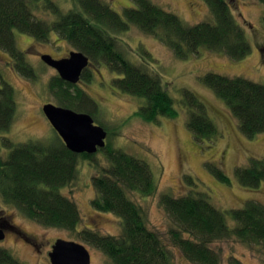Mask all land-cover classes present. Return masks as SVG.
Listing matches in <instances>:
<instances>
[{"label":"trees","instance_id":"obj_1","mask_svg":"<svg viewBox=\"0 0 264 264\" xmlns=\"http://www.w3.org/2000/svg\"><path fill=\"white\" fill-rule=\"evenodd\" d=\"M203 1L209 8L208 16L197 23H188L178 12L155 0H129L120 9L106 0H72L73 6L67 10L54 0H0V48L10 55L15 70L36 80L38 72L19 48L16 31L39 42L58 34L75 50L89 56L90 67L83 71L82 80H91L92 66L107 65L119 74L111 81L115 88L141 98L135 114L145 121L157 122L163 116H177L176 100L161 75L150 68L153 62L132 59L118 35L136 26L161 40L180 59L199 56L206 50L233 59L247 57L252 44L244 24L236 16L235 0ZM39 8L50 16L40 17L36 12ZM52 15L54 19H50ZM262 19L264 26V14ZM260 49L264 60V47ZM133 54L139 60L156 61L142 47ZM201 80L227 104L246 136L264 132V83L214 71L203 74ZM79 85L57 74L50 78L48 89L59 105L88 112L95 121H100L96 100ZM182 102L188 108L187 126L194 136L202 141L216 138L220 130L202 97L186 88ZM16 110L14 89L0 72V132L10 130ZM98 123L108 129L101 121ZM111 133L108 132L106 146L95 153L72 151L59 134L49 141L26 143L4 137L8 141L4 145L0 142L1 196L38 223L74 233L80 241L103 252L108 264H176L171 244L192 264H244L233 254L224 260L221 250L213 245L220 241H239L264 252L262 201L249 199L243 207L224 210L210 200L208 192L195 188L181 195L160 194L159 203L170 222L165 240L151 228L143 205L133 196L150 197L159 189L150 164L114 146L108 140L113 136ZM99 152L105 161L98 159ZM81 159L95 169L92 176L95 196L91 205L98 212H110L121 219L122 227L117 234L89 226L79 228L83 224L81 209L62 189L77 177ZM212 170L222 181L231 182L221 167L214 165ZM235 174L242 186L259 188L264 182V159L252 157L248 164L237 166ZM187 178L196 184L192 176ZM0 264L25 263L0 245Z\"/></svg>","mask_w":264,"mask_h":264},{"label":"rangeland","instance_id":"obj_2","mask_svg":"<svg viewBox=\"0 0 264 264\" xmlns=\"http://www.w3.org/2000/svg\"><path fill=\"white\" fill-rule=\"evenodd\" d=\"M54 1L63 6V9L66 8L65 10L73 6L72 0ZM106 1L115 9L127 6L129 2ZM155 1L175 10L188 23H197L209 13V8L203 0ZM234 8L252 44L251 53L241 59H233L224 53L209 50L199 56L180 59L165 43L136 26H131L118 35L132 59L142 63H149L148 60L153 62L149 64L152 66L150 68L161 75L168 92L176 100L178 114L175 117L163 116L157 122H148L137 116L135 111L142 102L141 98L115 88L111 81L119 74L112 72L107 65H98L97 68L92 66L91 80L79 82V86L96 100L99 119L108 128L105 129L113 134L108 140H112L114 146L121 147L150 164L158 180L159 189L150 197L136 194L133 196L143 205L151 228L158 231L165 240H168L170 222L165 209L159 203L162 192L181 195L192 188L203 190L208 192L215 205L224 210L243 207L249 199H258L264 204V182L259 188L251 189L242 186L235 174L236 167L248 164L252 157L264 159V132L254 137L246 136L227 104L205 87L201 80L203 74L214 71L229 76L240 75L264 83V60L260 49L264 47V3L258 0H235ZM36 12L40 17L50 16L42 8ZM54 18L52 15L50 19ZM16 40L38 72V78L32 80L15 70L10 55L0 48V72L3 79L13 87L17 101L16 116L10 130L0 132V142L5 144L7 138L4 137L17 143L49 141L58 132L46 117L43 106L48 102L58 104L54 94L48 89L50 78L58 72L41 59V53L60 57L76 48L55 33L49 41L39 42L32 36L16 31ZM140 47L147 49L156 61L149 58L139 60L140 57L133 53ZM186 88L196 91L207 104L209 114L220 130L216 138L199 140L188 128V108L182 102L183 90ZM100 121L96 120V123ZM5 151L8 152L7 149ZM97 156L99 160L101 158L105 161L102 153L99 152ZM214 165L225 171L231 178L230 183L215 175L212 170ZM78 170L73 183L64 187L62 192L72 197L81 209L83 224H80L79 228L89 226L103 233H119L122 227L121 219L110 212H98L91 205L95 196L92 183L94 167L81 159ZM188 176H192L195 185L188 180ZM0 220H8L21 233L9 230L7 236L0 239V245L9 249L25 264H52L49 254L59 238L84 243L68 230L44 226L29 218L15 206L5 202L1 194ZM230 221L235 224L233 219ZM24 235L29 240H26ZM84 244L91 251V264H108L103 252L92 245ZM213 245L221 250L224 260L233 254L244 264H264V252L249 244L220 241ZM171 248L176 264H192L179 248L172 244Z\"/></svg>","mask_w":264,"mask_h":264},{"label":"water","instance_id":"obj_3","mask_svg":"<svg viewBox=\"0 0 264 264\" xmlns=\"http://www.w3.org/2000/svg\"><path fill=\"white\" fill-rule=\"evenodd\" d=\"M43 61L55 68L58 74L71 83L80 82L90 58L81 50H72L67 57L55 58L52 54L41 55ZM44 113L54 129L72 151L95 153L107 143L108 131L88 112L77 111L53 102L45 103ZM5 237L0 228V239ZM52 264H91L89 248L78 241L59 238L50 252Z\"/></svg>","mask_w":264,"mask_h":264},{"label":"flooded vegetation","instance_id":"obj_4","mask_svg":"<svg viewBox=\"0 0 264 264\" xmlns=\"http://www.w3.org/2000/svg\"><path fill=\"white\" fill-rule=\"evenodd\" d=\"M72 50H70V52H71ZM70 52H69V54H70ZM42 54H44V53H41V55ZM69 54H66V55H62V56H60V57H55V58H63V57H67V56H69ZM41 59H42V57H41ZM11 63H13V62H11ZM90 67V66H89ZM55 69V68H54ZM81 80H82V77H81ZM80 80V81H81ZM0 228L4 231V234H5V237L7 236V233H8V231L9 230H12V231H14V232H17V233H20V232H18V230H17V227L16 226H14L13 224H11L8 220H5V222H1V220H0ZM21 234V233H20ZM4 237V238H5ZM24 238L26 239V240H29V238L28 237H26L25 235H24Z\"/></svg>","mask_w":264,"mask_h":264},{"label":"bare ground","instance_id":"obj_5","mask_svg":"<svg viewBox=\"0 0 264 264\" xmlns=\"http://www.w3.org/2000/svg\"><path fill=\"white\" fill-rule=\"evenodd\" d=\"M84 244V243H83ZM54 245V244H53ZM90 250V249H89ZM91 252V251H90ZM92 255V254H91ZM92 263V262H91Z\"/></svg>","mask_w":264,"mask_h":264}]
</instances>
